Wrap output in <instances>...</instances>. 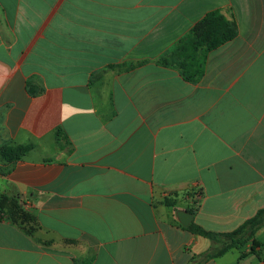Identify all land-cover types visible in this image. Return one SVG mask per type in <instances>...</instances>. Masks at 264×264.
I'll list each match as a JSON object with an SVG mask.
<instances>
[{
  "label": "crops",
  "instance_id": "obj_1",
  "mask_svg": "<svg viewBox=\"0 0 264 264\" xmlns=\"http://www.w3.org/2000/svg\"><path fill=\"white\" fill-rule=\"evenodd\" d=\"M211 10L237 35L197 82L156 62ZM2 144L31 145L0 196L35 222L0 213V264H264V227L204 261L176 216L228 232L264 206V0H0Z\"/></svg>",
  "mask_w": 264,
  "mask_h": 264
},
{
  "label": "trees",
  "instance_id": "obj_2",
  "mask_svg": "<svg viewBox=\"0 0 264 264\" xmlns=\"http://www.w3.org/2000/svg\"><path fill=\"white\" fill-rule=\"evenodd\" d=\"M236 35V22L227 19L219 10H211L161 54L156 62L163 66L176 68L187 81L197 82L204 74L208 53L224 42L233 39ZM30 149V144H2L0 145V156L8 163H14ZM165 203L171 206L175 201L166 199ZM187 211L194 214L195 208L188 207ZM0 213L7 214L14 223L23 228L26 227L25 224L35 222V217L25 211L15 197L0 196ZM261 227H264V206L238 227L228 232L205 230L193 222H190L186 229L211 240L212 245L209 250L200 255L206 261L222 255L233 247L238 248L248 241H251V246L258 244L254 236ZM31 228L33 227L29 226L28 229H25L30 232ZM75 264H89V260Z\"/></svg>",
  "mask_w": 264,
  "mask_h": 264
},
{
  "label": "water",
  "instance_id": "obj_3",
  "mask_svg": "<svg viewBox=\"0 0 264 264\" xmlns=\"http://www.w3.org/2000/svg\"><path fill=\"white\" fill-rule=\"evenodd\" d=\"M176 216L177 220L183 227H187L192 218V214L186 210H178Z\"/></svg>",
  "mask_w": 264,
  "mask_h": 264
}]
</instances>
